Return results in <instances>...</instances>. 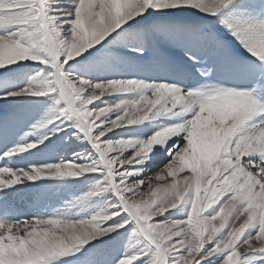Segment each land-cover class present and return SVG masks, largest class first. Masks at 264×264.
Segmentation results:
<instances>
[{"label":"snow or ice","instance_id":"obj_1","mask_svg":"<svg viewBox=\"0 0 264 264\" xmlns=\"http://www.w3.org/2000/svg\"><path fill=\"white\" fill-rule=\"evenodd\" d=\"M0 264H264V0H0Z\"/></svg>","mask_w":264,"mask_h":264}]
</instances>
